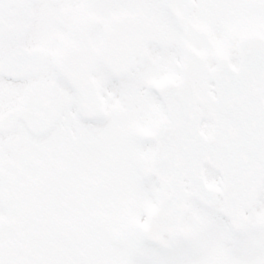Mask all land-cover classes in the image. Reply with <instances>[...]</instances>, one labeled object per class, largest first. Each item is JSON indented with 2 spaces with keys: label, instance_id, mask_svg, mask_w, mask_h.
<instances>
[{
  "label": "snow or ice",
  "instance_id": "snow-or-ice-1",
  "mask_svg": "<svg viewBox=\"0 0 264 264\" xmlns=\"http://www.w3.org/2000/svg\"><path fill=\"white\" fill-rule=\"evenodd\" d=\"M0 264H264V0H0Z\"/></svg>",
  "mask_w": 264,
  "mask_h": 264
}]
</instances>
